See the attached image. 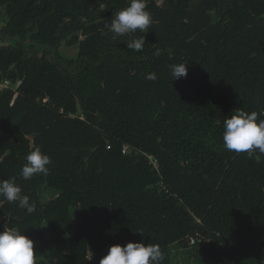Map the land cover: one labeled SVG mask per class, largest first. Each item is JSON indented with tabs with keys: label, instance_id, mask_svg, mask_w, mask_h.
I'll list each match as a JSON object with an SVG mask.
<instances>
[{
	"label": "trees",
	"instance_id": "1",
	"mask_svg": "<svg viewBox=\"0 0 264 264\" xmlns=\"http://www.w3.org/2000/svg\"><path fill=\"white\" fill-rule=\"evenodd\" d=\"M129 2L0 0L2 35L33 42L0 48V180L37 206L0 198V220L17 219L4 227L36 264H99L128 242L159 245L161 264H264V157L223 148L235 110L264 120V0H146L150 28L114 40ZM36 147L49 171L23 180Z\"/></svg>",
	"mask_w": 264,
	"mask_h": 264
},
{
	"label": "clouds",
	"instance_id": "2",
	"mask_svg": "<svg viewBox=\"0 0 264 264\" xmlns=\"http://www.w3.org/2000/svg\"><path fill=\"white\" fill-rule=\"evenodd\" d=\"M146 8V0H130L127 7L115 12L111 22L106 24L112 38L115 40L135 34L137 30L146 32L153 23L152 15ZM126 45L127 49L141 51L145 46L144 36H134ZM169 68L173 81L187 77V64L170 65ZM155 78L154 73L147 77L150 80ZM223 148L237 154L246 153L249 158L260 160L264 157V120L258 121L255 112L249 114L240 109L235 110V114L230 118L226 117L223 122ZM50 164V157L36 147L26 156L20 176L27 181L34 175H47ZM0 198L16 202L28 215L37 210L36 204L30 202V197L22 194L15 178L0 180ZM163 259L159 245L128 242L123 246H110L99 264H161ZM0 264H36L34 241L16 228L3 227L0 231Z\"/></svg>",
	"mask_w": 264,
	"mask_h": 264
},
{
	"label": "rangeland",
	"instance_id": "3",
	"mask_svg": "<svg viewBox=\"0 0 264 264\" xmlns=\"http://www.w3.org/2000/svg\"><path fill=\"white\" fill-rule=\"evenodd\" d=\"M4 12L1 13L0 15V25L3 23V21H5V16H4ZM4 24V23H3ZM1 41L5 42V41H9L10 43H12L13 45H16L17 42L21 41L20 39L14 38V39H6L2 33H1ZM22 44H24L27 48L33 44L32 39L30 36H28L24 41H21ZM34 51H37L39 53V56L42 55L40 58H43L46 50H44V48H40V47H36V49ZM57 53H59L60 55H62L65 59H75L77 58L78 55V46H67L65 43H62L57 49H56ZM48 54H51L49 51H47ZM48 59H50V57H48ZM54 196V192H50L49 190H47V193L45 194V199L49 200ZM175 255L177 253V251L175 250ZM182 258L181 256V252L178 254L177 256V261H180ZM180 264V263H179Z\"/></svg>",
	"mask_w": 264,
	"mask_h": 264
},
{
	"label": "water",
	"instance_id": "4",
	"mask_svg": "<svg viewBox=\"0 0 264 264\" xmlns=\"http://www.w3.org/2000/svg\"><path fill=\"white\" fill-rule=\"evenodd\" d=\"M210 15L212 17L213 22L216 23L218 21L217 13L214 12V13H211ZM3 27H4V24H1L0 25V48L11 46V43L9 41H6V42H2L1 41V33H2V30H3ZM41 56L42 55H40V57ZM14 222H17V219L12 218L11 216L1 219L0 220V231L3 230V227L5 225L10 224V223H14Z\"/></svg>",
	"mask_w": 264,
	"mask_h": 264
},
{
	"label": "built area",
	"instance_id": "5",
	"mask_svg": "<svg viewBox=\"0 0 264 264\" xmlns=\"http://www.w3.org/2000/svg\"><path fill=\"white\" fill-rule=\"evenodd\" d=\"M18 85H19V83H18ZM9 87H10V82L6 81L5 83L0 84V91L4 90L6 88H9ZM123 152H125V150Z\"/></svg>",
	"mask_w": 264,
	"mask_h": 264
}]
</instances>
